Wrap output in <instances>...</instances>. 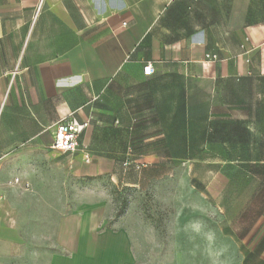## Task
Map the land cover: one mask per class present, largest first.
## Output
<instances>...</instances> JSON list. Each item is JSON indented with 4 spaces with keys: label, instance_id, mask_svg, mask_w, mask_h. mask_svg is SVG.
<instances>
[{
    "label": "crops",
    "instance_id": "1",
    "mask_svg": "<svg viewBox=\"0 0 264 264\" xmlns=\"http://www.w3.org/2000/svg\"><path fill=\"white\" fill-rule=\"evenodd\" d=\"M236 10L249 20L229 46L219 12ZM207 76L264 78V0H0V264H137L128 231L108 227L104 178L125 180L127 139L157 136L168 91L183 101L190 79ZM68 116L90 120L76 152L51 147ZM219 174L198 189L237 263L264 264V185L243 194Z\"/></svg>",
    "mask_w": 264,
    "mask_h": 264
},
{
    "label": "rangeland",
    "instance_id": "2",
    "mask_svg": "<svg viewBox=\"0 0 264 264\" xmlns=\"http://www.w3.org/2000/svg\"><path fill=\"white\" fill-rule=\"evenodd\" d=\"M219 14L221 38L228 36L233 46V39L239 40L233 34H240L249 20L247 12ZM217 16L206 11V23ZM178 92H167L170 101L163 109L169 115L158 123L155 138L127 139L132 150L126 156L131 165L125 180L104 178L110 198L108 227L128 231L137 264H238L235 244L221 234L215 207L197 183H223L220 172L243 194L263 188L264 78L207 76L190 79L187 99L180 101ZM232 118L247 120L252 130L248 145L206 139L210 120ZM63 179L64 173L56 171V196L61 197L56 206H63L69 193Z\"/></svg>",
    "mask_w": 264,
    "mask_h": 264
},
{
    "label": "built area",
    "instance_id": "3",
    "mask_svg": "<svg viewBox=\"0 0 264 264\" xmlns=\"http://www.w3.org/2000/svg\"><path fill=\"white\" fill-rule=\"evenodd\" d=\"M207 64L216 62L218 60L217 54H207ZM146 75L154 72L151 64L145 66L144 70ZM90 120L81 122L75 117H64L60 122L51 126L52 131V144L51 147L58 151L63 152H76L80 150V137L84 131L89 127ZM82 158L84 162L90 163L92 161L91 154L86 147L82 149ZM19 181V179H16Z\"/></svg>",
    "mask_w": 264,
    "mask_h": 264
},
{
    "label": "trees",
    "instance_id": "4",
    "mask_svg": "<svg viewBox=\"0 0 264 264\" xmlns=\"http://www.w3.org/2000/svg\"><path fill=\"white\" fill-rule=\"evenodd\" d=\"M205 137L209 142L230 143L246 146L251 141L247 124L241 120L212 119Z\"/></svg>",
    "mask_w": 264,
    "mask_h": 264
}]
</instances>
